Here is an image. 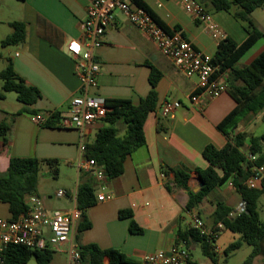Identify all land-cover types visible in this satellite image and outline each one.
<instances>
[{"label": "crops", "instance_id": "0c3cea01", "mask_svg": "<svg viewBox=\"0 0 264 264\" xmlns=\"http://www.w3.org/2000/svg\"><path fill=\"white\" fill-rule=\"evenodd\" d=\"M89 1L0 0V35L7 36L12 32L9 26L11 22H23L26 26L24 41L6 47L0 54V67L4 68L6 59L11 60L16 73L28 85L39 90L40 98L34 105L39 114L58 112L62 118L69 113L71 99L79 95L80 83L66 45L70 40L83 39V22ZM141 1L170 30L177 27L176 31L181 32L198 50L214 56L218 41L183 10L178 0ZM196 1L212 14L225 37L237 44L246 39L244 24L236 20L232 12L214 11L209 0ZM256 10L251 18L256 27L264 32V13H256ZM261 52H264V38L259 39L238 60L237 66L242 68L249 65ZM95 59L100 71L95 86L89 92L104 100L123 99L137 106L151 89L148 64L162 74L155 87V110L148 115L144 124L145 144L126 157L122 174L100 181L90 172L79 170L80 133L72 128L45 127L28 115L12 118L21 108L19 103L14 112L0 108V121L5 120L10 124L9 141L5 148L0 138V175L7 172L13 157L55 160L58 163L55 177L58 176L59 166L66 165L71 185L62 186L54 193L56 197L57 191L65 192L64 197H56L58 209L64 211L76 207L75 196L80 183L92 181L96 186V196L101 193V185H104L105 192L111 193L112 198L97 201L86 210L91 226L78 234V243L119 250L140 264L147 253L158 250L168 252L185 246L184 243H177V233L191 228L194 216L210 226L209 216L217 201L224 202L233 211L243 201L232 184L227 182L204 197L197 208L186 211L187 191L176 185L171 171H188V186L197 192L200 181L196 169L208 166L202 150L208 144L222 148L227 143L229 137L220 132L217 125L236 103L224 92L216 98L203 94L198 105L191 104L189 98L197 90V77H187L177 70L171 59L118 11H115L113 22L102 38V45L95 51ZM7 98L5 96L0 102ZM165 101H179L181 107L168 116H162L160 107ZM262 115L264 110L246 114L230 136L239 132L252 134L250 129L259 120L264 121ZM101 126L102 121H99L86 129L87 143L94 140ZM40 193H44L41 178L37 196ZM52 197L48 194L43 200L50 201ZM120 211H131L132 219L143 229V233H130V219L120 218ZM0 218H12L8 204L1 201ZM220 235L216 241L219 250L217 242ZM186 248L191 261L196 262L193 252L197 249L201 251L199 244L191 242ZM51 264H54V258Z\"/></svg>", "mask_w": 264, "mask_h": 264}, {"label": "trees", "instance_id": "16d2710c", "mask_svg": "<svg viewBox=\"0 0 264 264\" xmlns=\"http://www.w3.org/2000/svg\"><path fill=\"white\" fill-rule=\"evenodd\" d=\"M23 1V0H21ZM214 11L232 12L234 18L244 24L247 32L246 39L237 44L228 37H224L217 44L212 57L217 67L216 77L224 75L226 92L235 101V107L220 121L217 129L229 140L222 148L208 144L202 150V156L208 163L205 169H196L202 187L193 192L188 186L190 178L188 171L171 169L175 183L187 191L188 201L186 211H191L214 189L230 182L234 190L245 202V210L238 215L230 216L233 209L222 201L215 203V209L209 216L210 226L217 224L223 230L238 233L241 239L230 243L223 251L230 255L242 246V243L252 247V252L243 264H252L253 260L264 253V221H260L258 214V200L264 195V182L260 189H248L245 181L250 176L248 154L256 157L255 164L264 165V133L254 136L248 132L231 135L239 121L248 113H258L264 110V52H261L249 65L242 68L237 66L238 60L261 38L264 32L254 24L251 14L258 8L264 7V0H209ZM132 2L144 9L155 22L168 34L178 30H170L141 0ZM235 9V10H234ZM12 32L1 41V47L14 46L25 39L26 26L23 22H11ZM149 83L151 86L147 96L139 105L134 106L128 100H104L108 111L102 119V126L96 132L95 138L85 146L83 154L86 159H93L101 167L106 180L116 178L123 172L126 157L145 144L144 124L150 113L155 110L157 94L155 87L161 78V72L151 64ZM2 81L0 99L8 92L16 94L21 108L12 115L36 116L39 112L34 105L40 98L39 90L28 85L14 70L11 60L6 59L4 68L0 71ZM60 114L52 112L42 124L48 128L60 127ZM264 120V115H262ZM10 124L0 121V138L5 148L8 145ZM47 166L54 176L57 174L58 163L55 160H39L37 158L13 157L9 161L7 172L0 175V201L8 204L11 219H17L27 210L26 199L30 195H37L38 183L42 169ZM76 207L81 215L77 225L75 240L80 253V264H136L125 254L116 249H101L97 245H80L78 234L90 228L86 217V210L97 202L96 186L92 181L82 182L76 191ZM131 211H120L119 217L130 219L129 231L132 234H142L143 229L132 219ZM217 238L201 235L198 230L189 228L178 231L177 243L187 245L191 242L200 246L202 254L213 264L218 262V253L214 251ZM54 251L50 249L31 250L23 246H12L6 254V264H26L34 257L37 264H51ZM107 261V262H106ZM189 264H197L190 261Z\"/></svg>", "mask_w": 264, "mask_h": 264}, {"label": "built area", "instance_id": "2783aa9c", "mask_svg": "<svg viewBox=\"0 0 264 264\" xmlns=\"http://www.w3.org/2000/svg\"><path fill=\"white\" fill-rule=\"evenodd\" d=\"M183 10L218 42L225 35L213 16L196 0H178ZM115 11L123 14L135 27L143 31L157 46L162 54L169 57L174 67L187 77H197V90L189 101L193 105L200 103V96L205 94L216 98L226 92V83L222 76L216 77L217 67L212 57L198 50L181 32L166 33L155 20L131 0H90L86 8L83 22V39L70 40L66 50L74 62L75 74L80 83L79 95L70 102L68 115L60 119V127L76 129L80 133V157L77 167L81 171L90 172L97 180H104V172L93 159L84 158L85 131L96 122L102 121L108 111L104 99L91 95L89 90L96 84V76L100 65L95 59V51L102 45V38L113 22ZM181 107L179 101H165L160 107L162 116H168ZM49 113L34 116V121L42 125ZM256 157L248 154L250 176L245 181L248 189H260L264 182V165L255 164ZM101 193L97 201L110 200L111 193H106L101 185ZM65 196L63 190L56 192V197ZM27 210L17 219L0 218V264H6V254L12 246H23L31 250L50 249L54 252H64L67 264H80V253L74 238V229L80 219L81 212L77 207L71 211L48 209L44 200L37 195L26 199ZM245 210L242 201L230 214L235 216ZM191 228L201 235L219 237L223 226L215 228L207 226L200 217L194 216ZM217 241V240H216ZM65 246V249L63 247ZM216 243L214 251L217 253ZM191 256L185 246L171 251L158 250L145 254L140 264H189Z\"/></svg>", "mask_w": 264, "mask_h": 264}, {"label": "rangeland", "instance_id": "374dc122", "mask_svg": "<svg viewBox=\"0 0 264 264\" xmlns=\"http://www.w3.org/2000/svg\"><path fill=\"white\" fill-rule=\"evenodd\" d=\"M256 13H264V7L258 8ZM2 34V33H1ZM0 54L3 53L5 48L1 47V41L5 38L6 35H0ZM214 39V38H213ZM3 67H0V71ZM2 81L0 80V91H1ZM8 97L4 102H0V108L4 107L5 110L9 112H14L16 105H20L16 99V94L14 92H8L5 94ZM252 134L260 135L264 133V121L259 120L256 126L250 129ZM70 172L66 165L59 166L58 176L55 177L50 170L44 166L41 173V181L44 193H40L39 197L44 198L48 194L53 196L50 201L44 200V205L48 208L58 209L57 198L55 197V191L62 186H70ZM258 214L260 221H264V195L258 200ZM241 239L240 234L233 233L228 230H223L220 239L217 242L220 250L218 252V262L217 264H243L249 255L252 252V247L248 246L245 243H242V246L236 251L232 252L230 255L225 256L223 251L224 249L232 242L238 241ZM54 264H67V256L65 253L54 252L53 254ZM193 258L198 264H213L208 258L203 256L199 249L193 252ZM26 264H37L34 257H31ZM252 264H264V253L257 256Z\"/></svg>", "mask_w": 264, "mask_h": 264}, {"label": "water", "instance_id": "95a60500", "mask_svg": "<svg viewBox=\"0 0 264 264\" xmlns=\"http://www.w3.org/2000/svg\"><path fill=\"white\" fill-rule=\"evenodd\" d=\"M202 185H203V184H202V183H200V185H199V188L197 189V191L200 189V187H202Z\"/></svg>", "mask_w": 264, "mask_h": 264}]
</instances>
